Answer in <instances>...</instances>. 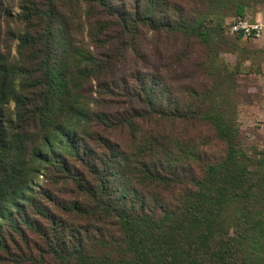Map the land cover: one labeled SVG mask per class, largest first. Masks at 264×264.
<instances>
[{"label":"trees","instance_id":"trees-1","mask_svg":"<svg viewBox=\"0 0 264 264\" xmlns=\"http://www.w3.org/2000/svg\"><path fill=\"white\" fill-rule=\"evenodd\" d=\"M6 1L0 264H264V0Z\"/></svg>","mask_w":264,"mask_h":264},{"label":"rangeland","instance_id":"rangeland-1","mask_svg":"<svg viewBox=\"0 0 264 264\" xmlns=\"http://www.w3.org/2000/svg\"><path fill=\"white\" fill-rule=\"evenodd\" d=\"M172 1H175L176 3H179V4H185L189 8H192V9L195 7V4L197 2L195 0H172ZM6 2L8 4L10 3L9 5L11 6L14 5L12 4L14 3L13 0H7ZM261 22L264 23L263 21ZM80 39H82V37ZM163 41H166L170 46L172 45V43H170L166 39H162V43H164ZM162 43L161 44L158 43L156 38H154L153 36H150L149 40H147L148 53L150 54L149 47H151L153 51L156 50L158 47L164 48L163 47L164 44ZM260 44L264 46V40L260 42ZM227 58L229 61L234 62V57L228 56ZM142 62L155 65L154 60H150V59H147V61L143 60ZM140 67H142V69H146L144 68L143 64L140 65ZM190 71H193L192 67H190ZM258 87L260 88V90H258L257 88L255 91H259L260 95L254 96L253 99L250 100V102H247L240 108V125L243 131L248 134L250 143L264 146V74L263 76L260 77ZM42 182H43V179L40 180L41 185H42ZM24 249L26 248L24 247ZM17 252L20 255L23 254L20 252V250H17ZM1 264H15V263L14 262H3Z\"/></svg>","mask_w":264,"mask_h":264},{"label":"built area","instance_id":"built-area-1","mask_svg":"<svg viewBox=\"0 0 264 264\" xmlns=\"http://www.w3.org/2000/svg\"><path fill=\"white\" fill-rule=\"evenodd\" d=\"M232 33L242 34L246 40H264V23L251 22L249 19H239L232 26Z\"/></svg>","mask_w":264,"mask_h":264},{"label":"crops","instance_id":"crops-1","mask_svg":"<svg viewBox=\"0 0 264 264\" xmlns=\"http://www.w3.org/2000/svg\"><path fill=\"white\" fill-rule=\"evenodd\" d=\"M257 17H258V18H257V22H261V21H263V20H262V19H263V17H262V15H261V14H259Z\"/></svg>","mask_w":264,"mask_h":264}]
</instances>
